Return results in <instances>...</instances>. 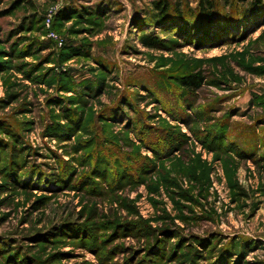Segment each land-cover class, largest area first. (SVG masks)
<instances>
[{
    "label": "rangeland",
    "instance_id": "rangeland-1",
    "mask_svg": "<svg viewBox=\"0 0 264 264\" xmlns=\"http://www.w3.org/2000/svg\"><path fill=\"white\" fill-rule=\"evenodd\" d=\"M199 1L0 0V264H264V12Z\"/></svg>",
    "mask_w": 264,
    "mask_h": 264
},
{
    "label": "trees",
    "instance_id": "trees-1",
    "mask_svg": "<svg viewBox=\"0 0 264 264\" xmlns=\"http://www.w3.org/2000/svg\"><path fill=\"white\" fill-rule=\"evenodd\" d=\"M240 1H242V4H243V15H245V17H249V16L259 17V14L264 12V0H240ZM215 7H216V4L212 0H200L199 6H198V14L200 15L201 13L203 17H205V20L207 23L211 22L213 21V17L211 16V14H213ZM167 9H168L167 4L159 6V11H160L159 16H164L165 13L167 12ZM141 43L146 47H153L156 45L155 41L151 39V37L147 33L142 34ZM183 83H184V86L191 87L192 89H197L200 86L197 83V79H194V78H189ZM164 131L167 134H161L162 132L161 131L159 133H155L157 135H154V134L145 135L147 136V138L151 139V142L148 143L147 145L153 151L159 154H162V155L174 152L178 148L177 145L180 144V139H177L174 136H172L173 134L169 132L170 131L169 128L164 129ZM216 136L219 137V134L218 135L216 134ZM155 139H157L156 143H155ZM155 144H157V146L159 147L160 145H162L164 150L163 151L159 150L155 146ZM112 167H115V166H112Z\"/></svg>",
    "mask_w": 264,
    "mask_h": 264
},
{
    "label": "built area",
    "instance_id": "built-area-1",
    "mask_svg": "<svg viewBox=\"0 0 264 264\" xmlns=\"http://www.w3.org/2000/svg\"><path fill=\"white\" fill-rule=\"evenodd\" d=\"M50 36H52V37H53V33H50Z\"/></svg>",
    "mask_w": 264,
    "mask_h": 264
}]
</instances>
